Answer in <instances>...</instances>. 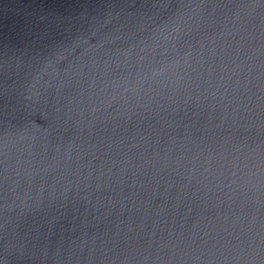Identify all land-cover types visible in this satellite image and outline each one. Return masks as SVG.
Wrapping results in <instances>:
<instances>
[{
	"label": "water",
	"instance_id": "obj_1",
	"mask_svg": "<svg viewBox=\"0 0 264 264\" xmlns=\"http://www.w3.org/2000/svg\"><path fill=\"white\" fill-rule=\"evenodd\" d=\"M0 264H264V0H0Z\"/></svg>",
	"mask_w": 264,
	"mask_h": 264
}]
</instances>
